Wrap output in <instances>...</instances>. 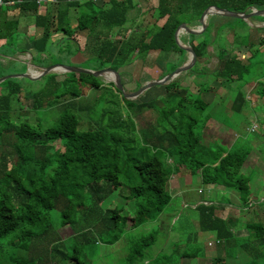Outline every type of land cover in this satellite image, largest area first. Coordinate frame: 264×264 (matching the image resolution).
Returning <instances> with one entry per match:
<instances>
[{
  "label": "trees",
  "instance_id": "1",
  "mask_svg": "<svg viewBox=\"0 0 264 264\" xmlns=\"http://www.w3.org/2000/svg\"><path fill=\"white\" fill-rule=\"evenodd\" d=\"M37 1L20 0L15 6L21 13L35 14ZM58 3L57 9L45 16L36 14L34 23L43 32L33 42V49L47 55L55 33L64 34L59 45L71 41L75 32L88 30L83 50L93 51L100 63L116 71L137 58L145 59L149 52L181 57L184 51L174 41L176 28L183 22L189 26L198 24L200 15L210 6L234 13L264 8V0H157L153 22H163L160 26L156 24L155 31L136 29L127 37L120 31L115 32L119 38H113L112 30L120 29L127 22V14L133 7L131 0H108V6L103 8L97 7L93 0H84L81 4L78 0H58ZM77 6L83 12L72 23L68 18L69 9ZM183 16L186 17L183 19ZM256 18L260 17L251 20ZM216 19L232 18L213 15L200 37L188 35L197 62L207 56L206 48L216 42L219 30L214 35L210 30ZM11 26L15 28L16 24ZM262 30L264 33V28L258 29ZM202 34L207 37L201 38ZM260 36L258 42L262 43L264 35ZM243 44L247 48L253 46L251 41ZM218 51L219 63L212 74L215 80L234 89L231 113L237 114L246 108L247 101L241 90L251 80L256 82L253 93L262 100L264 113V73L254 76L251 69L257 65L249 66L235 54L227 56L225 49ZM182 64L180 61L178 67ZM47 76L53 82L58 79L57 84L68 83L67 78ZM1 84L5 92L0 93V264H84L81 257L87 247L99 242L115 245L133 229L158 219L172 201L168 189L171 174L175 172L198 174L205 185L236 191L242 211L254 207L251 179L241 173L253 148L251 135L237 137L230 146L206 145L203 134L209 120L207 105L193 99L191 92L176 81L163 87L165 94L159 100L139 104L122 98L110 84L112 96L115 92L120 96L125 116L118 102L112 101V105L100 110L94 105L99 119L93 126L89 122L84 130H79V114L88 116L94 106L75 104L72 99L55 101L63 110L55 126L44 132H38L27 121H12L14 117L17 119V114L11 104L19 99L22 87L11 79ZM100 86L93 80V89ZM73 93L71 98H77V93ZM52 94L46 89L32 94L33 110L40 108L41 99ZM63 96L61 93L55 99ZM143 109L155 111L157 117L146 128L138 130L130 112ZM56 142L61 149L55 148ZM117 191H125L126 195L118 194L112 209L104 208L102 203ZM129 202L132 205L127 209ZM261 206L258 203L256 208ZM194 209L198 229L212 234L226 253L225 257L212 258L211 264H264L262 219L245 223L247 234L240 242L232 231L231 219L215 215V205L201 203ZM52 212L59 214V227H70L73 232L70 238L60 239L51 220ZM127 238L123 264H179L172 263L170 257L148 255V249L155 243L153 233L139 239ZM7 249L10 253L5 256ZM184 257L189 256L184 254L180 259Z\"/></svg>",
  "mask_w": 264,
  "mask_h": 264
},
{
  "label": "rangeland",
  "instance_id": "2",
  "mask_svg": "<svg viewBox=\"0 0 264 264\" xmlns=\"http://www.w3.org/2000/svg\"><path fill=\"white\" fill-rule=\"evenodd\" d=\"M131 1L133 3V7L127 14V22L120 28V34L122 36L127 37L136 29L139 31L148 28L151 31H155L157 29V25L160 26L162 24L163 20L158 21L157 25L153 22V8L156 7L157 0ZM0 9L2 11H6L5 6ZM185 17L186 16H183V19ZM254 21L264 23V15L260 18H256ZM183 23L187 25L189 24L187 22ZM244 23L246 25H243L238 21V19L234 18L224 21H217V19L214 20L210 30L212 31V29H214L213 27H215L216 32L219 30L218 37L215 39V48L210 47L209 45L206 48L207 56H204L196 62L189 71L180 74L174 79V81L178 82L179 86L186 87V89L191 92L193 99H200L207 105L205 107V111L207 112L210 120L206 129H204L203 142L205 144L212 143L213 145H230L237 136L235 134H238L239 136L247 134L251 135V138L249 139L252 146H249L253 148L251 149V153L246 160L241 173L251 179L250 189L252 203H254L253 208H247L244 211L240 210V202H234V197L237 195L236 191L228 189L222 191L219 187H216L217 189L213 191L209 188V185H205L200 181L198 174H187V181H189V183H187L188 188L186 191L189 190L192 192V196H197L205 200L211 199L213 202L212 204L216 206L220 205L223 207H232L235 205L236 207H239L229 208L230 210L228 213L227 210L225 211L216 208L215 215L219 217H226L229 214L226 219H231L230 222H232L233 225L232 231L235 236L239 238L238 241L240 242L247 234L244 228L246 222L258 221L259 218L264 221V113L262 105L259 107L262 100H256V95L253 93L256 84H250L254 81L251 80L249 84L245 85V87L241 90L247 98L246 108L240 113L232 114L230 106L232 101L231 97L234 95V89L230 90L228 85L221 84L219 79L215 80L212 73L216 71L219 63L217 58L219 49H225L227 56H231L232 54L237 55L245 64L248 63L249 66L257 65V67H253L251 69L254 76L259 75V73H264V39L262 43L258 42V38L261 37L260 35H264L263 30L260 31L261 34H259L257 27L254 28L247 22ZM250 23L252 25L261 26V24L253 23L251 21ZM190 27L198 29V24L190 25ZM130 28L131 30H129ZM263 28L261 27V29ZM115 30L116 29L112 30L113 34L111 33V35L113 38H119L115 33ZM233 33L240 38H236ZM207 34H202L203 36L201 38H206ZM250 36L254 39L250 40ZM190 38L191 37H188L185 32H182L179 35L181 44H184L185 46L188 45L187 41ZM247 41H251L253 46L247 48V46L243 44ZM64 44V48L59 54L57 50L52 47L51 49L53 50L49 53L48 57H40L42 62L46 63V65L61 64L71 66L78 70H89L95 72L105 68L113 69L106 64L100 63L93 51L90 52L85 49L83 50V48L82 50H79L75 45H73V43L68 41ZM251 52L253 56L249 58ZM248 58L249 60L247 61ZM186 60L187 57L185 52L181 55V57L179 55H177V57H173L172 55H165L155 51L149 52L145 59L137 58L130 65L118 70L125 93H133L146 82L161 79L165 74L168 75L178 68L180 61H183L184 63ZM9 62L10 63L5 66L0 73L4 71V73H7L5 75L8 76L24 74L26 72V64L18 65L13 61ZM50 75L56 77L58 76L56 73H51ZM59 76L67 78L68 83L62 84L60 82V84H57L56 82H59L58 79L54 82L50 81L47 75L39 80H30L25 78L11 79V82H16L22 86V92L19 94V99H15L13 104H11L17 114V119L14 117V120L12 121L15 123H19V121H27L38 132H44L55 126L63 110L61 109L60 103L59 105H55V101L69 102L70 99H72V102L75 104L76 102L79 104L84 103L89 107L96 105L99 110L104 106L112 105V101L118 102L122 115L125 116L126 113L123 104L120 102V96L116 92L114 96H112L110 92V84L112 83L106 78L79 74L78 72L62 73ZM93 80L101 84L99 89L95 90L91 87ZM164 86L152 87L141 94L138 98L131 99L130 101L135 104H139L152 99L159 100V97L165 94L163 88ZM42 89L52 91L53 94L50 97L46 96L41 99L39 101L40 108L33 110V101L31 96ZM201 89L206 91L203 92ZM4 92L5 90L3 85L0 83V93ZM73 92L77 93V98L75 99L71 98V95L74 94ZM61 93L64 94L63 98L59 97L56 100L55 97L61 95ZM249 102H252L254 105L251 104L250 106ZM19 107L21 109H19ZM91 109L92 112L88 116L87 114H79V117L81 118L79 130L86 129L89 122L91 123L90 125L93 126V122L99 119V111L95 108V106ZM253 109L254 112H257L259 115L256 118L253 116L257 115L253 114ZM130 117L133 121H135V125L139 130L146 128L149 124L153 123L157 114L155 111L143 109L140 111L134 110L132 113L130 112ZM197 117L199 120L202 119V116L199 114ZM214 121L222 123L227 128L225 129L224 127H221ZM253 125L254 127H252ZM55 148H60L58 142L55 143ZM2 150L4 151V149ZM168 191L170 195H174L175 197L172 196L173 202L171 207L168 206L158 219L143 223L138 228L133 229L130 232V235H124V237L115 245L107 246L99 242L96 246L91 245L89 248L87 247V249H85V254L81 257V262L84 264H123V259H125L124 257L127 253V237L133 236L136 239H139L151 233L155 236V243L147 251L148 255L151 257H170V261L172 263L179 264H211L212 258L218 256L225 257L226 253L224 247L221 246L220 243V245L215 244L213 235L203 233L198 229L197 214L192 205H181L180 196L177 197L175 194L178 193V191L175 190L174 193H172L170 189H168ZM114 194V196L102 203L104 208L108 207L112 209L116 205L113 201L117 200V195H126V192L117 191ZM258 203H261L262 206L256 208ZM128 205H132V203L129 202V204L125 207L127 208ZM172 213H175L174 215L176 218L173 222L170 218ZM51 220L53 225L57 228L56 232L60 239L66 240L73 235L69 226L59 227V214L57 212L51 213ZM68 243L70 244L72 241H68ZM209 243L211 245H209ZM5 251V256H7L10 253V250L7 249ZM184 254L189 257L180 259V257ZM230 261L233 263L232 260Z\"/></svg>",
  "mask_w": 264,
  "mask_h": 264
},
{
  "label": "crops",
  "instance_id": "3",
  "mask_svg": "<svg viewBox=\"0 0 264 264\" xmlns=\"http://www.w3.org/2000/svg\"><path fill=\"white\" fill-rule=\"evenodd\" d=\"M19 1L20 0H8L7 1L8 3L3 2V5H0V8L4 7V6L6 7V12H3L2 10H0V27H2V34H3L2 38H0V67H1L0 71H2L4 69V67L10 63L9 61H13L18 65L26 64V66H27L26 72H28L29 74H32V75L38 74L42 70V68H45V67L50 66V65H46V63L42 62V59H40V57L41 58L48 57L49 54H47V55L43 54V53L38 54L37 51L34 50L32 47L33 42L40 39L42 36V32H43V29L41 27H38L35 25V23H34L35 16H36V14L39 16H45V14L47 12H52V11H54V9L56 10L59 3H58V0H56L57 3H51L52 0H42L37 6L36 13L31 14V13H21L19 11V9L16 8L15 5ZM83 1L84 0H78L79 4L83 3ZM93 2L95 3V5L97 7L103 8V7L108 6V4H107L108 0H93ZM100 5H102V6H100ZM81 12H83L81 6L71 8V9H69L68 18L71 20L72 23H75V19L80 15ZM210 17L211 16H209L206 20L207 25H208V20ZM4 22H6V26L4 25L5 24ZM251 22L261 24V26L251 24V26H253L254 28L257 27L258 29H261V27L262 28L264 27V26H262V23L255 22L254 20H251ZM11 24H16V27L12 28ZM156 24H157V22H156ZM134 26H136V25H134ZM3 28H5V29H3ZM213 28L214 29H212V31H211L212 35H214L216 32L215 27H213ZM129 30H131V28ZM87 31L88 30L80 31L79 33H78V31H77V33L75 32L73 37L71 38V41H68V42L73 43V45H75L79 50H81L86 43L85 37H86ZM120 31H121L120 29L115 30L116 33L120 32ZM259 34H261V32H259ZM63 38H64L63 33H61V32L55 33L53 35V37L51 38L50 44L47 47V52L50 53L53 50V49H51L53 47L54 49L57 50V52L59 54L60 51L64 48V45H65L64 43L67 42V41H64L63 43L57 45V43L62 41ZM215 43L216 42H214L213 44L211 43L210 47L215 48V46H214ZM187 44H188L187 46H189L188 41H187ZM64 54H65V52H64ZM186 57H187V54H186ZM36 59H37V61H36ZM53 73H56L58 75L59 79H61L63 77V76H59L60 74H62L59 71H56ZM5 74H7V73H4V71L1 72L0 77L4 76ZM250 84L255 85L256 82H252ZM221 95H223V94H221ZM221 97H225V96H221ZM230 97H231V95H230ZM233 97H234V95L231 97L232 100H233ZM255 98L258 101L259 98L257 96H255ZM245 99H247V98L245 97ZM253 100H255V99H253ZM261 103H262V101H261ZM261 103L259 104V107H260ZM251 104L254 105L252 102H249L250 106H251ZM253 112H254V109H253ZM253 114H257V112H254ZM253 116L256 118L259 115L257 114L256 116L255 115H253ZM209 120L207 121L206 127L208 126ZM214 122H216L221 127H224L225 129L227 128L222 123H220L218 121H214ZM206 127H205V129H206ZM233 133H234V131H233ZM235 135H237V136L234 138V140L237 137H239L238 134H235ZM224 145H226V144H224ZM230 145H226V146H230ZM171 176L172 177H170V180H169V189L172 193H174L175 190L178 191V193H175V194L177 197L180 196L181 205L186 206L187 204H191L193 209L201 203H203L204 205H212L213 202L211 201V199H209V200L201 199L197 196H192L191 195L192 192H190L189 190L186 191V189L188 188L187 183H189V181H187V176H188L187 174H180L178 172H175ZM209 186H210L209 188L213 191L215 189H217L216 187H213L211 185H209ZM219 189H221L223 191V188L219 187ZM172 196L175 197L174 195H171V198H172ZM237 201H238V198H237V195H235L234 202H237ZM172 202L173 201H171L169 207H171ZM216 208L221 209V210H225V211L227 210V213H228V211L230 210L229 208H239V207H236L235 205L232 207H230V206L229 207H223V206L217 205ZM174 214L175 213H172L170 215L172 222L175 221V219H176ZM228 216H229V214H228ZM228 216H226V217L221 216V218L226 219Z\"/></svg>",
  "mask_w": 264,
  "mask_h": 264
},
{
  "label": "water",
  "instance_id": "4",
  "mask_svg": "<svg viewBox=\"0 0 264 264\" xmlns=\"http://www.w3.org/2000/svg\"><path fill=\"white\" fill-rule=\"evenodd\" d=\"M213 15L238 19L247 22L249 25H251L250 21L252 18L261 17L264 15V8H260V9L250 8L249 12L247 13L246 12L234 13V12H229L225 9L218 8L216 6H210L206 8L200 15L198 19V29H193L189 25L185 23H181L174 32V41L178 46V48H180L182 51H184L187 54V60L170 74L165 75L161 79L146 82L144 85L140 86V88L133 93H129V94L125 93L124 86L122 85L120 80L119 72L116 70H113L111 68H105L95 72L89 70H78L71 66H66L61 64L50 65L45 68H42V70L38 74L32 75L29 74L28 72H25L24 74L2 76L0 78V83L6 81L7 79L25 78L30 80H39L40 78L56 71H59L61 73L78 72L79 74H86V75H91L93 77H102V78H105L107 74H112L114 76V79L108 81L113 84L114 88L121 94L122 98L126 100L136 99L141 94H143L152 87L168 85L169 83L173 82L177 76L189 71L195 65V63L197 62L196 61L197 58L194 51L191 49V47L181 44L179 40V35L180 33L185 32L187 35L199 36L207 27L206 24L207 18ZM262 26H264V23H262Z\"/></svg>",
  "mask_w": 264,
  "mask_h": 264
},
{
  "label": "built area",
  "instance_id": "5",
  "mask_svg": "<svg viewBox=\"0 0 264 264\" xmlns=\"http://www.w3.org/2000/svg\"><path fill=\"white\" fill-rule=\"evenodd\" d=\"M41 1H42V0H38L37 3L39 4ZM3 2H4V1L0 0V5H3ZM19 2H20V1H19ZM19 2H18V3H19ZM7 3H8V2H7ZM51 3H57V2H56V0H52ZM252 127H254V125H253ZM219 243H220V242H219L218 240H215V244H219ZM209 245H211V244L209 243Z\"/></svg>",
  "mask_w": 264,
  "mask_h": 264
},
{
  "label": "bare ground",
  "instance_id": "6",
  "mask_svg": "<svg viewBox=\"0 0 264 264\" xmlns=\"http://www.w3.org/2000/svg\"><path fill=\"white\" fill-rule=\"evenodd\" d=\"M105 78H106L107 80H112V79H114V76H113L112 74H107V75L105 76Z\"/></svg>",
  "mask_w": 264,
  "mask_h": 264
}]
</instances>
